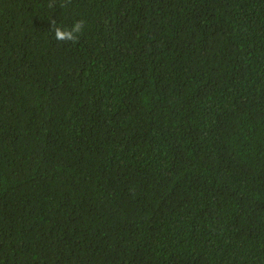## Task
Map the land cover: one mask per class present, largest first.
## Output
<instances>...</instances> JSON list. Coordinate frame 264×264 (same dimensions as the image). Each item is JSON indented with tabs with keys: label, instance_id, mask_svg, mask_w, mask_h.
<instances>
[{
	"label": "trees",
	"instance_id": "trees-1",
	"mask_svg": "<svg viewBox=\"0 0 264 264\" xmlns=\"http://www.w3.org/2000/svg\"><path fill=\"white\" fill-rule=\"evenodd\" d=\"M0 264H264V0H0Z\"/></svg>",
	"mask_w": 264,
	"mask_h": 264
},
{
	"label": "clouds",
	"instance_id": "clouds-1",
	"mask_svg": "<svg viewBox=\"0 0 264 264\" xmlns=\"http://www.w3.org/2000/svg\"><path fill=\"white\" fill-rule=\"evenodd\" d=\"M50 8L55 7L54 3L48 5ZM66 6L62 4L61 7ZM85 28V22L82 19L75 20L71 26H64L61 23H58L55 19L51 20V32L53 37L58 42H71L73 44L79 41L80 35L83 33Z\"/></svg>",
	"mask_w": 264,
	"mask_h": 264
}]
</instances>
